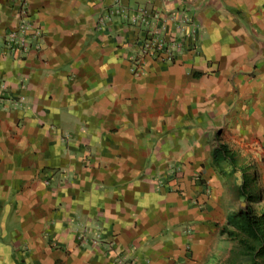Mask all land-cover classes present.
I'll return each instance as SVG.
<instances>
[{"label": "crops", "instance_id": "obj_1", "mask_svg": "<svg viewBox=\"0 0 264 264\" xmlns=\"http://www.w3.org/2000/svg\"><path fill=\"white\" fill-rule=\"evenodd\" d=\"M138 6L195 49L135 74ZM244 173L264 197V0H0V264H215Z\"/></svg>", "mask_w": 264, "mask_h": 264}, {"label": "built area", "instance_id": "obj_2", "mask_svg": "<svg viewBox=\"0 0 264 264\" xmlns=\"http://www.w3.org/2000/svg\"><path fill=\"white\" fill-rule=\"evenodd\" d=\"M124 16L132 24L143 27L141 36L138 37L139 50L132 65L133 72L137 75L146 73V64L151 58L174 56L176 52L195 49L198 26L184 14L168 11L163 13L158 9L149 10L145 6H138L133 15L124 11ZM171 21L176 22L177 32L166 34L163 29ZM29 30H33L35 36L38 35L37 29L34 30L29 22L21 24L13 34L15 38L20 39L24 49L28 46L25 36ZM118 261L123 264L122 257H118Z\"/></svg>", "mask_w": 264, "mask_h": 264}, {"label": "rangeland", "instance_id": "obj_3", "mask_svg": "<svg viewBox=\"0 0 264 264\" xmlns=\"http://www.w3.org/2000/svg\"><path fill=\"white\" fill-rule=\"evenodd\" d=\"M252 166L254 164H250V167L247 168L249 173H251L250 169ZM248 189L256 193V189L252 185ZM254 199L255 202H251L250 198L243 194L241 198L242 204L239 205L237 214L243 210L248 211L252 207L255 209L257 215H262L264 211V197L258 198L255 195ZM260 223L262 224L261 230L263 231V236L260 237L234 221H231L230 225L223 227L222 234H225V237L222 238L221 250H219L220 252L218 251L219 258H215H218L215 264H264V218L261 219Z\"/></svg>", "mask_w": 264, "mask_h": 264}, {"label": "trees", "instance_id": "obj_4", "mask_svg": "<svg viewBox=\"0 0 264 264\" xmlns=\"http://www.w3.org/2000/svg\"><path fill=\"white\" fill-rule=\"evenodd\" d=\"M225 155L226 157L230 158L232 162H236L235 157L232 153H229L228 148L225 145H220L217 147L213 153V156H222ZM255 169V165L253 166ZM257 176V175H256ZM252 175V176H247L246 173H244V182H243V189L242 192L245 196L250 198L251 202H255L254 196L257 195L258 198L262 196L261 193V188L258 186V181L257 177ZM253 186L254 189H256V193L253 192V190H248L249 186ZM264 218V211L262 215H257L255 212V209L250 207L248 211H240L238 214H235L233 216L232 222H237L241 227H244L245 229L249 230L256 236H263V231L261 230L262 224L261 219Z\"/></svg>", "mask_w": 264, "mask_h": 264}]
</instances>
